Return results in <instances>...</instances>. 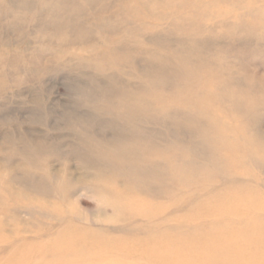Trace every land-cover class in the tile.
I'll list each match as a JSON object with an SVG mask.
<instances>
[{
  "label": "rangeland",
  "instance_id": "obj_1",
  "mask_svg": "<svg viewBox=\"0 0 264 264\" xmlns=\"http://www.w3.org/2000/svg\"><path fill=\"white\" fill-rule=\"evenodd\" d=\"M261 132L264 0H0L8 208L34 195L111 225L108 188L172 219L204 187L264 201Z\"/></svg>",
  "mask_w": 264,
  "mask_h": 264
},
{
  "label": "bare ground",
  "instance_id": "obj_2",
  "mask_svg": "<svg viewBox=\"0 0 264 264\" xmlns=\"http://www.w3.org/2000/svg\"><path fill=\"white\" fill-rule=\"evenodd\" d=\"M232 190L204 187L174 201L187 209L172 219L163 204L108 188L111 225L85 223L34 195L12 194L26 205L8 208L0 192V264H264V201L253 188ZM46 215L52 221L39 217ZM34 222L40 228L31 231Z\"/></svg>",
  "mask_w": 264,
  "mask_h": 264
}]
</instances>
